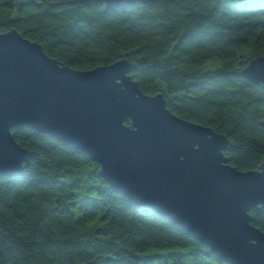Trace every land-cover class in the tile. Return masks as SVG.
I'll return each mask as SVG.
<instances>
[{"label":"trees","instance_id":"1","mask_svg":"<svg viewBox=\"0 0 264 264\" xmlns=\"http://www.w3.org/2000/svg\"><path fill=\"white\" fill-rule=\"evenodd\" d=\"M12 28L76 69L129 59L145 93L162 92L174 113L234 143L225 152L231 165L264 162V84L241 74L264 56V0H150L114 10L102 1L0 0V32ZM12 133L34 155L18 177L0 175V264H228L111 187L83 151L27 124ZM250 214L264 231V207Z\"/></svg>","mask_w":264,"mask_h":264},{"label":"water","instance_id":"2","mask_svg":"<svg viewBox=\"0 0 264 264\" xmlns=\"http://www.w3.org/2000/svg\"><path fill=\"white\" fill-rule=\"evenodd\" d=\"M91 1L114 10L150 0H79ZM135 69L127 58L76 69L16 28L0 32V175L18 177L33 157L12 133L27 124L89 155L111 187L189 232L220 260L264 264V231L250 214L264 207V162L248 171L231 165L225 152L234 143L174 113L162 92L145 93ZM241 74L264 84V56Z\"/></svg>","mask_w":264,"mask_h":264},{"label":"rangeland","instance_id":"3","mask_svg":"<svg viewBox=\"0 0 264 264\" xmlns=\"http://www.w3.org/2000/svg\"><path fill=\"white\" fill-rule=\"evenodd\" d=\"M210 66L209 63L205 64L203 68H208ZM179 248L177 247H168V248H157V247H152L150 248V251L155 252V251H160V252H169L173 250H178Z\"/></svg>","mask_w":264,"mask_h":264}]
</instances>
